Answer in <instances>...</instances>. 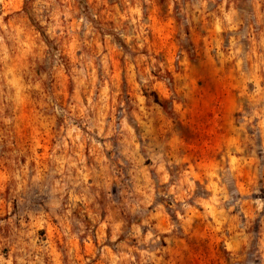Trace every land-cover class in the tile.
<instances>
[{
    "label": "clouds",
    "instance_id": "clouds-1",
    "mask_svg": "<svg viewBox=\"0 0 264 264\" xmlns=\"http://www.w3.org/2000/svg\"><path fill=\"white\" fill-rule=\"evenodd\" d=\"M158 3L0 0V264H264V0Z\"/></svg>",
    "mask_w": 264,
    "mask_h": 264
},
{
    "label": "rangeland",
    "instance_id": "rangeland-1",
    "mask_svg": "<svg viewBox=\"0 0 264 264\" xmlns=\"http://www.w3.org/2000/svg\"><path fill=\"white\" fill-rule=\"evenodd\" d=\"M158 7L161 9V11L164 10L165 5L163 3V0H159ZM153 19L155 22L157 18L154 17ZM157 36L159 39H161L162 42L170 39L168 32L164 31V25L163 24H161L160 27L158 28ZM97 43H99V41H97ZM169 47H172V45L169 44Z\"/></svg>",
    "mask_w": 264,
    "mask_h": 264
}]
</instances>
